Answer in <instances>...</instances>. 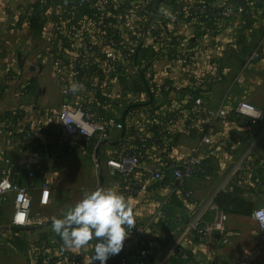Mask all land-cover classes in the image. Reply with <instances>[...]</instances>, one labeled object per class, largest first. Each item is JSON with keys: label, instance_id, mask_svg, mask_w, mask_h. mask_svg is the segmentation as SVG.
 Wrapping results in <instances>:
<instances>
[{"label": "built area", "instance_id": "obj_1", "mask_svg": "<svg viewBox=\"0 0 264 264\" xmlns=\"http://www.w3.org/2000/svg\"><path fill=\"white\" fill-rule=\"evenodd\" d=\"M36 1L46 12L56 11V23L53 24L56 50L61 49L67 56L65 63L56 61L62 96L67 99L84 93L86 97L76 104L63 101L53 120L40 130L32 127L21 129L18 133L21 146L33 147L40 142L46 148H66L70 152L75 142L82 139L95 141L94 148H97L99 144L111 141L113 132L122 133L124 130L120 138L123 153L106 162L108 177L115 181L114 190L125 199L138 200L148 192L152 182L173 194L186 182L209 179L212 171L203 153L207 149H218L225 143L224 138L221 143L213 137L214 122L236 114L249 135L244 138L241 148L229 147L222 172L223 181L216 194L232 193L240 187L246 198L254 200L257 194L264 195V113L250 102L241 100L233 109L222 107L209 114L204 102L207 86L189 88L200 92L188 96L186 89L174 83H164L158 90L169 109L148 112L139 125L127 127L125 120L122 122L113 115L94 109L93 99L86 93L105 96L118 92L119 84L122 81L130 83L135 75L136 54L142 41L140 32L156 15L152 4L154 0H78L73 7L59 5L57 0ZM169 1L172 7L170 15L156 22L152 34L151 43L156 47H169L170 23L185 21L188 17L210 19L219 27L234 26L238 24L236 19L244 26L247 21L257 18L256 7L250 2L231 1L216 5L204 0ZM31 14L30 11L26 15V21ZM146 14L150 19L144 22L142 18ZM137 24L140 25L139 31ZM261 58L258 51H253L247 61ZM181 62L185 63V60ZM13 76L10 73L7 78ZM73 84L80 86L78 91H70ZM7 90V82L0 79V96ZM188 100L192 103L189 110L186 107ZM21 120L20 113H15L12 123L7 126L13 131ZM179 127L185 136L197 141L199 150L174 162L169 158L167 148ZM154 161L158 164L154 171L145 167ZM5 164L9 161L6 160ZM36 166L34 164L30 168L36 169ZM94 168L100 169L96 160ZM9 194L13 195L16 206L11 225L26 227L31 211V194L25 186L11 179L5 166L0 168V199ZM192 196L190 191L184 193L187 202L196 204ZM168 201V198L161 201L149 221L143 222L133 216L134 225L118 254V264H167L171 257L188 261L185 241L190 236L202 240L207 235H216L222 244L227 242L228 214L214 203L213 198L204 204H197L199 215L190 220L180 213L171 214ZM206 212L212 214L210 222L203 218ZM251 217L264 237V207L255 209ZM168 230L171 235L165 234ZM48 254L43 245L37 248V257L42 264H87L78 253L66 248L56 249L53 254L56 260L55 257L49 259Z\"/></svg>", "mask_w": 264, "mask_h": 264}, {"label": "crops", "instance_id": "obj_2", "mask_svg": "<svg viewBox=\"0 0 264 264\" xmlns=\"http://www.w3.org/2000/svg\"><path fill=\"white\" fill-rule=\"evenodd\" d=\"M160 1L161 3L158 4ZM56 2L59 5L73 7L77 5L78 0H57ZM213 2L216 5H225L231 0H213ZM33 3L35 0H0V79L5 80L8 87V90L0 96V168L7 166L9 176L20 185H26L30 194L37 198L38 205L30 211L26 228L39 227L47 221H52L53 218H62L69 208L80 201L82 194L87 193L77 192L71 198L57 195L56 188L52 189L50 183L54 185L56 181L62 180V176L56 179V174L60 172V168H56L59 161L70 160V155L75 152L79 154L75 161L84 154L87 158H92L93 162L96 160L101 167L109 159L117 158L123 153L119 131L112 133L111 141L101 143L97 148H94L95 141L78 140L70 152L66 148H46L40 142H37L36 146L27 148L20 145L21 129L32 127L40 130L53 120L63 101L69 100L71 104H76L82 101V97H86L84 93L67 99L62 96L59 83L60 72L56 68V61L65 63L67 56L61 49L56 50V33H53L56 11L52 9L41 14L38 18L41 31L35 33L25 19ZM167 3L165 0L154 3L156 20L153 19L154 22L152 21L153 24L149 27L152 23L150 21L140 32L142 37L138 48L140 53L137 51V68L131 82L126 84L122 81L118 92L105 96H93L86 93L93 99L96 112H106L121 121L124 115L123 110L131 104L142 105L149 102L150 111L157 108L156 111H167L169 108L165 106V100L158 87L164 83H174L179 88L187 90L196 85L200 88L207 86L204 91L206 95L204 102L209 114L222 107L233 109L241 99L248 100L264 113V106L257 104L258 100H255L260 92L264 93L262 88L264 56L259 60L247 61L249 53L243 46L249 39L248 31L244 32V37L241 36L244 26L239 22L234 26L205 29L181 20L169 25L170 46L156 47L151 43L152 34L154 27L157 26V19L168 17L171 13L172 7ZM165 14L168 15L163 16ZM136 21L139 22L140 19L136 18ZM137 30H140L139 24H137ZM181 60H185V63ZM10 73L14 76L8 79ZM26 82L31 86L28 94L21 93L18 88ZM149 110L139 108L138 111L126 115L125 125L127 127L139 125ZM15 113H20L22 120L12 131L7 126L6 120L13 118ZM11 121L13 120L9 123H12ZM221 128L225 129L221 130ZM212 132L216 140L223 143L224 138L225 143L218 149H207L203 153L212 171L210 178L186 182L173 194L165 192L152 182L148 192L138 200L125 199L133 210L135 218L143 222L151 220L161 201L168 198L169 210L180 213L190 220L199 215L198 205L214 199L223 181L222 172L230 152L229 147L236 148L239 144V136L245 138L249 133L230 118L214 122ZM198 146L197 141L185 136L179 127L175 131L168 156L172 161L177 162L197 152ZM107 154L109 156H106ZM6 160L9 164H5ZM34 164L37 165V176L29 184L26 180L21 181V177L16 172L12 173V170L29 169ZM52 164L54 169L51 170ZM145 167L154 171L158 164L154 161L147 163ZM208 182L213 185L212 190L204 199L198 198L199 190L204 189ZM114 184L113 179L106 177L102 187L114 189ZM186 191L192 193L196 204L185 200ZM10 196L13 200L12 194L0 199V264H36L37 248L41 245L37 238L51 229V225L22 233L10 232L8 227L12 226L15 209L7 212L4 207H1V203ZM175 199L180 200L182 205L173 207ZM257 200H261L264 204V196L263 199ZM203 218L210 222L212 214L206 212ZM3 220L9 221L8 226ZM226 233L228 239L225 244H222L216 235H207L202 240L190 236L185 241L187 252L198 264H264V259L259 261L258 258L259 253L264 251V237L260 234L258 225L252 217L228 215ZM13 234H20L19 238L16 239ZM49 244H53L52 238L49 239ZM69 250L78 253L89 264L93 252L91 247Z\"/></svg>", "mask_w": 264, "mask_h": 264}, {"label": "clouds", "instance_id": "obj_3", "mask_svg": "<svg viewBox=\"0 0 264 264\" xmlns=\"http://www.w3.org/2000/svg\"><path fill=\"white\" fill-rule=\"evenodd\" d=\"M73 84L70 91L76 92ZM134 225L133 210L125 198L114 189L98 187L83 193L78 203L69 208L62 218H53L52 231L60 237L66 249L91 247L90 264H107L124 247ZM94 241V244L90 242Z\"/></svg>", "mask_w": 264, "mask_h": 264}, {"label": "rangeland", "instance_id": "obj_4", "mask_svg": "<svg viewBox=\"0 0 264 264\" xmlns=\"http://www.w3.org/2000/svg\"><path fill=\"white\" fill-rule=\"evenodd\" d=\"M252 1L259 5V6L257 5L256 7V5L254 4L256 7V11H257V18L247 21L246 24L244 25L246 26L247 23L250 22L249 27H247V30H248L247 38L249 39V41L246 44H244L245 46L243 47H245L246 48L245 51L249 53L248 56L253 51H258L259 57H263L264 56V0H252ZM167 15L168 14H165L163 16H167ZM147 19H150L148 17V14H146L142 18V21L145 22ZM153 19L156 20L154 16L151 18V20L153 21ZM159 20L160 19H157V21ZM153 22L149 24V27L153 24ZM239 22L240 20L236 19V23H239ZM177 29L179 30V28ZM262 88L264 89V81L262 83ZM256 97L257 99L255 100H258L257 104L260 103L261 105L264 106V93L260 92ZM241 100H246V99H241ZM224 129L225 128H221V130H224ZM227 132H230V131H227ZM238 139L240 140L238 142L239 144L237 145L236 149H239L243 146L242 142L244 140V137L239 136ZM78 155H79L78 153L73 152L72 155H70L71 157L70 160L63 159L59 161L56 165V168L57 169L60 168L59 171L61 172V174L60 172L56 174V179L59 176H62V180L61 182L56 181V184L54 185L53 183H50V187L54 190L56 188L57 195L60 197H66V198L70 197L71 198L74 195H76L77 192L85 191L88 193V192L94 191L96 188L99 187V177L102 176L104 179L108 177V170H107L106 164H103L100 167V169L97 170L94 168L93 159L90 157L87 158L84 154H82L79 160L75 161ZM106 156H109V155L107 154ZM50 168L51 170L54 169L53 164L50 166ZM212 186L213 185L211 184V182L210 183L208 182V184L203 187L204 189L199 190L200 192L197 194V197L198 198L200 197V199H204L206 195H208V193L212 190ZM257 199L254 198V202H255L254 209L264 207V204H262V201L261 200L258 201ZM1 204H2L1 207H4L7 210V212L16 208L12 200V196L7 197L5 202ZM37 205H38L37 198L35 197V195L32 194L31 195V210L35 208ZM3 222H5L4 224L8 226L9 221L3 220ZM45 234L48 237H51L54 234V232L52 231V229H49V230H46ZM37 239H39V237ZM258 256H259L258 257L259 261L263 260L264 251L262 250Z\"/></svg>", "mask_w": 264, "mask_h": 264}, {"label": "trees", "instance_id": "obj_5", "mask_svg": "<svg viewBox=\"0 0 264 264\" xmlns=\"http://www.w3.org/2000/svg\"><path fill=\"white\" fill-rule=\"evenodd\" d=\"M157 1H159V0L153 1V3H152L153 4V8H154V3L157 2ZM165 1L166 2H170V1H167V0H165ZM198 1H203V0H198ZM204 1L209 2L211 4H215L213 2V0H204ZM231 1H233V2H250L253 5L255 4L256 7L258 5L256 3H254L252 0H231ZM30 9H31V13L32 14H31L30 17L27 18V20H28L27 24L30 25V27L32 28L33 32H35V33L40 32L41 31V26H40L41 24H40V21L38 20V18L41 16V14H43V12L45 11V8L35 0V3H33L32 7H30ZM185 22L189 23V24H193L196 27H199V26L204 27L205 29H216V28H219V26L213 24L210 19H206V18H202V17H197V18H194V19L191 18V17H188L185 20ZM249 23L250 22H248L247 25L244 26V28L242 29L241 36L244 37V35H245L244 32L248 31L247 27H249ZM138 52L140 53V51H138ZM136 58H137V54H136ZM141 84L143 85V83H141ZM18 88L24 94H28L29 91L31 90V86L27 82L22 84ZM143 89H145V86H143ZM199 92H200L199 90H196V91H192V90H189V89L187 90L188 96L198 95ZM100 100H102V99L100 98ZM150 105L151 104L149 102L148 103H144L142 105L141 104H131L127 108H125L123 110L122 114L125 113V112H126V115L132 114L133 112L138 111L139 108H145V110H149L150 107H151ZM186 107H187L188 110L191 109V107H192V103L189 102V100L187 101ZM156 110H158V108L154 109V110H151V111H156ZM148 112H150V110ZM126 115H125V117H126ZM229 118L235 120L238 123L240 128L244 127L243 124H242L241 119L236 114H232L227 119H229ZM13 119H14V115H13V118L8 119L9 121L6 120V123H9L10 120H13ZM171 147H172V144H170V146L167 148L168 152L171 150ZM14 172L19 174V176L21 177L20 178L21 181L26 180V181H28V184H29L30 181H33L36 178V176H37L36 169L30 168V167H29V169H26V168L19 169V168H17L16 170H12V173H14ZM118 176L119 175H116V177H118ZM249 180H250V178H249ZM23 186H25L27 188L26 185H23ZM242 192L243 191H242V189L240 187H236L235 191L232 192V193L218 192L215 195L213 200H214V203L223 212L227 213L228 215L231 214V215L251 217L253 211L255 210L254 209L255 208L254 207L255 202L251 198L244 197L242 195ZM182 194H183V192H182ZM174 196H176V195H174ZM263 196L264 195H261L259 193V194H257L255 196V198L258 197V198L263 199ZM173 203H174L173 207L177 206L178 204L182 205V202L180 200H176V199L174 200ZM171 214H175V212L171 211ZM167 232H169V230L165 232L166 235L167 234L171 235V233H167ZM13 235H15V234H13ZM19 235L20 234H16L15 238L16 239L19 238ZM51 238L53 240V244L52 245L49 244V239H51ZM39 242H41V245H43L46 249H48V253L49 254L47 255V257H49V259H51L52 257H55V260H56V256H53V254L56 253V249L64 248L63 245H62V241H61L60 237L57 236L55 233L51 237H48L46 234H42L41 237L39 238ZM92 243H94V241L90 242V244H92ZM186 253L188 255V261L184 262V261H181L180 259H178L177 257H171V259L169 260V262L167 264H198V263H196L193 260L191 254L189 252H186ZM92 254H93V252L91 253V255ZM35 260H36V264H42V260L38 259L37 254L35 256ZM119 260H120L119 255H116V256L111 257L107 261V264H118ZM89 264H90V262H89ZM96 264H99V262L97 261Z\"/></svg>", "mask_w": 264, "mask_h": 264}, {"label": "water", "instance_id": "obj_6", "mask_svg": "<svg viewBox=\"0 0 264 264\" xmlns=\"http://www.w3.org/2000/svg\"><path fill=\"white\" fill-rule=\"evenodd\" d=\"M160 3H161V1H160L158 4H160ZM167 4L170 5V3H167ZM157 7H158V6H157ZM157 7H156V9H157ZM125 115H126V112L124 113V115H123V117H122V119H121L122 122H124ZM123 135H124V130H123L122 133H121V137H122ZM102 144H105V143H102ZM113 144H115V143H113ZM103 181H104L103 177L100 176V177H99V187H102V185H103ZM49 225H51V221H47L46 223H44V225L39 226V227H34V228H26V227L10 226V227H8V230H9L10 232H12V233H22V232H27V231L35 230V229H38V228H42L43 226H49Z\"/></svg>", "mask_w": 264, "mask_h": 264}]
</instances>
